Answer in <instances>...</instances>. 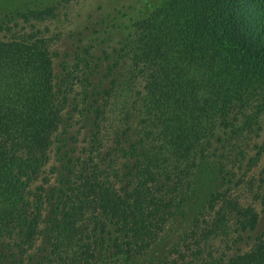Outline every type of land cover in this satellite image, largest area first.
I'll return each instance as SVG.
<instances>
[{"label": "trees", "instance_id": "1", "mask_svg": "<svg viewBox=\"0 0 264 264\" xmlns=\"http://www.w3.org/2000/svg\"><path fill=\"white\" fill-rule=\"evenodd\" d=\"M74 1L0 20V264H264V0Z\"/></svg>", "mask_w": 264, "mask_h": 264}, {"label": "rangeland", "instance_id": "2", "mask_svg": "<svg viewBox=\"0 0 264 264\" xmlns=\"http://www.w3.org/2000/svg\"><path fill=\"white\" fill-rule=\"evenodd\" d=\"M59 0H0V20L3 19L6 15L14 12L15 10L22 9L26 5L28 7L34 6L33 4L39 5H51L56 4ZM109 0H77L72 2L66 10H62V14H68V21L64 24L63 37L59 38V41L55 44V49H57L60 54L64 52L71 51L72 39L67 37L69 30H79L84 29V26L89 18V15H99L101 17L107 15L109 12L108 8ZM63 18V17H62ZM96 28L92 27L90 22L88 25V30L85 31V39L89 38L92 30Z\"/></svg>", "mask_w": 264, "mask_h": 264}]
</instances>
